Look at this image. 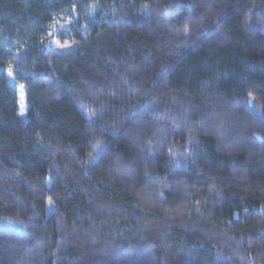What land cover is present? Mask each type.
Listing matches in <instances>:
<instances>
[{
  "label": "trees",
  "instance_id": "16d2710c",
  "mask_svg": "<svg viewBox=\"0 0 264 264\" xmlns=\"http://www.w3.org/2000/svg\"><path fill=\"white\" fill-rule=\"evenodd\" d=\"M0 264H264V0H0Z\"/></svg>",
  "mask_w": 264,
  "mask_h": 264
},
{
  "label": "rangeland",
  "instance_id": "374dc122",
  "mask_svg": "<svg viewBox=\"0 0 264 264\" xmlns=\"http://www.w3.org/2000/svg\"><path fill=\"white\" fill-rule=\"evenodd\" d=\"M10 74L12 73V70H9ZM19 93H20V109L24 110L26 108V101L24 96V89L18 85Z\"/></svg>",
  "mask_w": 264,
  "mask_h": 264
}]
</instances>
